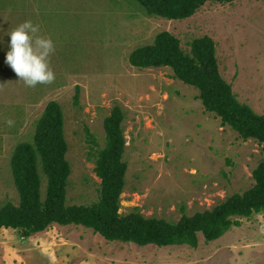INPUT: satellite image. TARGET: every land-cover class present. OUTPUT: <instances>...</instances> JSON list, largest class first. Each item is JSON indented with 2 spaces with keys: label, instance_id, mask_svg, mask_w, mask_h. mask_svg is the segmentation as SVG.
Masks as SVG:
<instances>
[{
  "label": "rangeland",
  "instance_id": "rangeland-1",
  "mask_svg": "<svg viewBox=\"0 0 264 264\" xmlns=\"http://www.w3.org/2000/svg\"><path fill=\"white\" fill-rule=\"evenodd\" d=\"M26 20L54 42L49 84L27 87L5 63L8 33ZM162 31L186 52L192 40L211 37L221 76L240 102L264 114V0L207 2L183 20L149 15L134 0H0V209L19 204L11 156L18 143L33 141L50 101L64 114L68 205L99 199L95 160L106 143L104 120L116 105L125 115L122 213L138 207L145 217L175 223L254 185L252 172L264 158L257 140L222 124L204 108L198 89L171 68L130 64V54ZM41 177L44 199L42 171ZM238 219L217 240L199 234L195 248L110 241L91 228L58 223L28 242L12 228L2 230L6 239L27 245L18 257L6 249L1 255L4 264H264V212Z\"/></svg>",
  "mask_w": 264,
  "mask_h": 264
},
{
  "label": "trees",
  "instance_id": "trees-1",
  "mask_svg": "<svg viewBox=\"0 0 264 264\" xmlns=\"http://www.w3.org/2000/svg\"><path fill=\"white\" fill-rule=\"evenodd\" d=\"M149 15L169 20L193 16L207 2L230 3L234 0H134ZM129 62L137 68L169 67L173 76L198 89L207 111L215 113L222 124L229 125L244 140L255 139L264 153V114L256 113L240 102L232 86L220 74L213 39L203 36L192 40L186 52L180 40L168 31L158 33L151 44L136 48ZM124 113L112 108L104 120L106 143L95 160V173L100 178L99 199L90 205L66 203L68 178L71 173L66 159L68 144L64 133V114L57 101H50L35 127L32 142H20L13 150L10 165L19 204L7 202L0 209V229L21 230L23 237L46 230L51 224L81 225L110 241L131 242L139 246L159 247L188 245L197 247L199 234L206 242L221 238L239 217L264 212V158L252 172L254 185L235 193L210 210L179 221L145 217L138 207L122 213L121 194L125 186L127 163L123 159L126 138ZM41 171L47 185L41 195Z\"/></svg>",
  "mask_w": 264,
  "mask_h": 264
},
{
  "label": "clouds",
  "instance_id": "clouds-1",
  "mask_svg": "<svg viewBox=\"0 0 264 264\" xmlns=\"http://www.w3.org/2000/svg\"><path fill=\"white\" fill-rule=\"evenodd\" d=\"M39 32L38 25L26 20L8 33L10 41L5 63L27 87L49 84L55 79L50 66L54 42L50 37L38 35Z\"/></svg>",
  "mask_w": 264,
  "mask_h": 264
},
{
  "label": "crops",
  "instance_id": "crops-1",
  "mask_svg": "<svg viewBox=\"0 0 264 264\" xmlns=\"http://www.w3.org/2000/svg\"><path fill=\"white\" fill-rule=\"evenodd\" d=\"M51 226V225H50ZM49 226V227H50ZM11 230L12 228H2V229H0V264H4V262H3V257H2V255H1V251L3 250V249H6V250H8L11 254H13V252L16 254H13L14 256H16V257H18L20 254H21V247H22V244L24 245V244H26L27 245V243H21V244H16V245H14V243H10V241H8L7 239H6V236L5 235H3L4 234V232H6V231H2V230ZM49 229V228H48ZM47 229V230H48ZM12 230H15V229H12ZM47 230H45V231H43V232H46ZM40 232H38V233H34V234H32L31 236H29L28 238H26L27 239V241L29 242L30 240V237H32V236H34V235H36V234H39ZM12 250H11V249Z\"/></svg>",
  "mask_w": 264,
  "mask_h": 264
}]
</instances>
